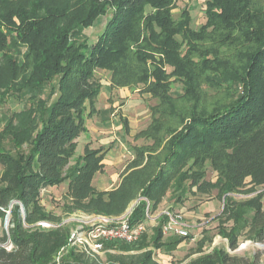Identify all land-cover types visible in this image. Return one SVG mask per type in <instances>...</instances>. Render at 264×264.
<instances>
[{
  "label": "trees",
  "instance_id": "16d2710c",
  "mask_svg": "<svg viewBox=\"0 0 264 264\" xmlns=\"http://www.w3.org/2000/svg\"><path fill=\"white\" fill-rule=\"evenodd\" d=\"M175 6L176 0H0V105L9 99L19 105L0 109V219L11 208L9 233H0V264L54 263L67 229L25 224L60 220L40 199L63 181L69 211L121 215L138 200L132 223L146 218V199L152 210L169 192L183 201L216 189L224 198L218 220L233 222L219 230L230 247H238L239 236L264 242V0H206L199 28L189 9L176 18ZM102 16L104 28L91 40L87 30ZM98 70L110 72L112 86L158 99L152 122L136 135L147 142L134 146L108 190L93 185L105 166L102 148L86 144L75 158L102 90ZM208 167L216 180L207 177ZM166 221L162 214L149 241L143 235L123 243L127 250L146 248L130 263L160 264L147 247L166 245ZM8 239L12 249L2 245ZM205 242L186 264H240L226 249L204 252ZM63 264L89 262L71 251Z\"/></svg>",
  "mask_w": 264,
  "mask_h": 264
},
{
  "label": "rangeland",
  "instance_id": "374dc122",
  "mask_svg": "<svg viewBox=\"0 0 264 264\" xmlns=\"http://www.w3.org/2000/svg\"><path fill=\"white\" fill-rule=\"evenodd\" d=\"M205 2L206 0H176V6L173 10L174 16L177 18L182 13L183 10L189 9L191 15V23L195 28H199L206 21L205 15ZM107 21V16H102L101 21L98 25H95L89 28L87 31L91 36V40H95L97 35L96 33L101 32L104 28V25ZM97 78L102 82V90L99 94L96 101V110L93 115L86 118V125L89 127H95L100 129L99 120H101L99 115H96L97 107H101L105 110L106 116L111 115L110 125L104 126L103 128L107 130L106 134L103 136L108 141L106 144L108 147H111L116 152H122L125 154L124 161L127 163L134 156V146L143 145L147 142L145 138L136 137L137 133L146 129L149 124L152 122V107L158 103V99L153 97L149 93H140L137 90L129 87H115L111 85V76L109 71L98 70ZM176 88V86H175ZM113 89V90H112ZM177 89H180V86L177 85ZM109 102L111 105L112 111L110 113L109 108L106 107V102ZM87 107L90 111V104L87 101ZM0 109L3 111L4 108L9 111L15 106H19L18 103H11V100L4 101L0 105ZM108 111V112H107ZM115 114V115H114ZM115 117V118H114ZM113 121H118L116 127L119 128L118 136H123V141L127 146L128 150L131 151L132 156L129 158L127 149H124L123 143L115 138L113 129ZM107 122V121H106ZM113 130V131H111ZM124 133H127L126 135ZM121 134V135H120ZM96 134H89L88 130L80 134L77 138V144L75 149V158L85 152V146L87 142H94L96 139ZM96 146V145H95ZM96 148V147H94ZM99 148H103L99 147ZM74 161V159H73ZM125 162L122 163V165ZM122 168V167H121ZM120 169H117L120 172ZM3 165L0 163V176L2 174ZM207 177L211 180L217 179V173L208 167ZM118 182L117 171L108 169L106 171H98L93 177V185L96 188H105L108 185H115ZM69 193V182L63 181L58 185L52 187H47L41 193L40 203L44 208L53 212L59 216L60 220L56 222H61L64 219H68L73 216L74 211L67 210L66 206V197ZM247 195L242 193H235L234 197L238 199L245 198ZM138 200L133 201L128 209L135 208ZM23 205H21L22 207ZM24 207V206H23ZM164 209H170L172 211H180L184 215V219L188 224L193 225L191 232V237L186 240V244L181 249L167 248L164 249V245L160 248H157L154 245L147 247L150 250H153V258L160 264H186L189 260L194 257H197L201 253H192L199 246V241L205 239L204 252H210L215 247H220L226 249L230 255H232L237 262L240 264H264V242L254 241L250 239H244L243 236H239V245L236 249H232L229 244V240L220 233L222 227L230 228L233 225V222H228L225 225H221L218 220V216L223 213L224 210V198L219 197L217 190L215 189L210 196L189 194L188 197L184 198L183 201H176V198L169 192L160 205L156 209L151 210V216H156L160 214ZM25 210V208H24ZM80 211V210H79ZM25 215V213H22ZM75 216V215H74ZM73 216V217H74ZM51 221L50 219H43ZM41 221V220H39ZM37 221V222H39ZM11 222V218H10ZM36 222V223H37ZM54 222V221H52ZM145 232L144 235L147 236V240L151 239L152 234L154 233L155 226L158 223V218L154 219V223L150 222V219L145 221ZM26 226H35L36 225ZM78 220L72 219L64 223L59 227H65L70 234L73 229L78 225ZM10 228V225H9ZM6 227V220L0 219V233L5 231L9 233ZM35 228L41 230H50L52 228L42 227L37 225ZM68 234V237H69ZM170 235V234H169ZM167 235V236H169ZM175 235V234H174ZM178 236V235H177ZM194 238V239H191ZM124 242H112L107 247L114 248L118 251L114 252H105L98 258L88 259L89 264H132L131 261L135 260L139 254L142 252L134 249L127 250L124 249ZM146 250V249H145ZM144 250V251H145ZM132 251V252H128ZM113 259L111 260V258ZM129 263H124L123 260Z\"/></svg>",
  "mask_w": 264,
  "mask_h": 264
},
{
  "label": "built area",
  "instance_id": "2783aa9c",
  "mask_svg": "<svg viewBox=\"0 0 264 264\" xmlns=\"http://www.w3.org/2000/svg\"><path fill=\"white\" fill-rule=\"evenodd\" d=\"M147 200L146 218L143 221L132 223L131 214L133 207L127 209L121 215H105L96 213H87L75 210L72 217L64 219L61 222H52L41 220L36 225L54 228L59 227L69 220H78V225L69 234L67 242L57 251L53 264H63V259L71 251L84 254L87 258H98L106 252L107 243L125 242L135 243L139 241L146 230L145 220L150 219L154 223V219L159 218L162 214L167 216V221L163 225V234H175L178 236L191 237L193 225L188 224L184 215L180 211H172L164 209L160 214L151 216L150 201ZM21 212L25 213L24 207ZM11 218V208L7 210L5 220L6 227L9 228ZM9 232V230H8ZM194 239V238H191ZM7 249H12L13 243L10 239L2 243Z\"/></svg>",
  "mask_w": 264,
  "mask_h": 264
},
{
  "label": "crops",
  "instance_id": "0c3cea01",
  "mask_svg": "<svg viewBox=\"0 0 264 264\" xmlns=\"http://www.w3.org/2000/svg\"><path fill=\"white\" fill-rule=\"evenodd\" d=\"M113 90V89H112ZM106 107H110L109 108V110H110V113H111V111H112V108H111V105L109 104V102L107 101L106 103ZM108 112V111H107ZM96 115H99L101 118V120H99V121H101V122H99V124H100V126H102L99 130L98 129H96L95 127H89V125L87 124V128H88V132H89V134L91 133V134H96V137L98 136L99 138H97L96 139V141H94V142H92V140L91 141H89V142H87V144L88 145H90L91 147H96V148H99V147H102L103 146V148H104V154H105V157H104V160H103V162H104V164H105V166H104V169H103V171H106V170H108V169H111V170H115V171H117V175H118V182H119V180H120V173L122 172V170L124 169V167L126 166V164H127V161L125 160L124 161V156H125V154H123L122 152H116V151H114L111 147H108V145L106 144V142L108 141L106 138H104L103 136H105V134L107 133V130H108V128H106V129H104L103 128V125L104 126H108V125H110L109 123H110V121H111V115H109L108 114V116H106V113H105V110L104 109H102L101 107H97V112L95 113ZM115 115V114H114ZM115 118V117H114ZM107 121V122H106ZM114 123H113V129H115L114 130V134H115V138H117L118 140H120L122 143H123V146H124V149H127V152H128V156H129V158L132 156V154H131V151L130 150H128V148H127V146L125 145V143H124V141H123V136L121 135V137L120 136H118V133H120L119 131V128H123V127H116L117 125H119L117 122L118 121H113ZM111 131H113V130H111ZM108 133H110V132H108ZM107 133V134H108ZM107 134H106V136L105 137H107ZM125 135L127 134V133H124ZM96 145V146H95ZM123 162H125L123 165H122V163ZM122 167V168H121ZM121 168V170H120V172L117 170V169H120ZM118 182H117V184H118ZM117 184H115V185H108V186H106L105 188H99V190H108V189H111V188H113V187H115ZM49 187H52V186H49ZM98 189V188H97ZM153 235V234H152ZM178 238L179 236H177V235H174V234H170L169 236H167V235H164V237H163V239H162V241H163V243H165L166 245H164L165 247H164V249H166L167 250V248H170V246L169 245H167L170 241H171V239H173V238ZM186 244V240H184L183 242H181L180 244H178V246L177 247H175V249H181L184 245ZM146 248H143V249H140L139 251H144ZM114 251H118V250H116V249H114V248H109V247H107V249H106V252H114ZM128 252H132V251H128Z\"/></svg>",
  "mask_w": 264,
  "mask_h": 264
}]
</instances>
